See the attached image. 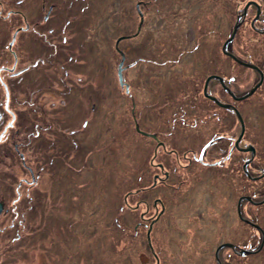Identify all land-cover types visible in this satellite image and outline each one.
Masks as SVG:
<instances>
[{"label": "rangeland", "instance_id": "374dc122", "mask_svg": "<svg viewBox=\"0 0 264 264\" xmlns=\"http://www.w3.org/2000/svg\"><path fill=\"white\" fill-rule=\"evenodd\" d=\"M247 1L250 0H66L59 3L55 23L59 24L63 15L72 20L71 24L66 23L68 28L60 25L69 33L66 42L70 35L71 45H78L84 39L85 63L72 67L78 73L72 78L82 76L83 87L72 86L65 111L52 113L53 119L66 118L67 132L62 130L51 135L60 141L57 147H70L67 160L71 166L66 169L65 161L61 162L58 154L60 157L51 163V194L43 195L45 175L42 174L41 195L35 196L33 210L24 207L28 200L24 196L17 202L24 207L20 209L24 214L12 211L2 214L0 264H264V201L258 205L244 202L242 206L244 216L254 218L259 224L262 236L255 227L240 223L235 211L239 191L229 189L230 176L227 187L223 188L220 164L201 169L195 158L184 168L186 161L181 159V152L173 168L169 162L174 172L170 182L176 184L181 179L179 175L186 176L187 181L175 192L164 188L167 210L149 233L157 256L149 248L147 227L141 224L136 227L144 209L141 189L151 181V177L146 180L142 174L146 167L154 171V167L143 162V154L151 151L153 141L139 133L145 127L146 119L142 121V117L149 118L155 126L157 105L165 100L163 109H171L167 102L174 98L177 102L173 109L179 114L185 111L187 115L184 121L178 120V127L168 142L181 145L194 141L196 154L201 143L222 135L223 109L202 96L204 79L213 73L224 75L240 94L259 77L254 69L236 63L222 51V44L236 21H240V26L226 49L230 48L245 61L254 62L264 73V33L250 25L255 7L251 5L241 16ZM256 1L264 12V0ZM30 3L23 6L25 11L32 8ZM136 3L142 13L141 22ZM13 7V0H0V37L7 55V41L15 24ZM138 24H141L140 31L135 36ZM257 24L264 28L263 19ZM119 35H132L122 40L120 46L128 50L129 60L136 62L125 72L130 82L127 93L117 78L119 53L114 42ZM92 55L97 56V63ZM218 89L217 80H213L211 93L221 95ZM78 94L83 97L82 104L76 102ZM93 100L96 102L94 113L91 111ZM59 102L51 97L46 106L54 107ZM235 103L245 123L242 143L255 147L248 170L244 169L243 192L261 201L264 198V175L260 176L264 173V80L254 93ZM81 105L84 121L88 120L85 126L84 121L76 118ZM75 126L83 127L77 136L72 132ZM239 130V122L228 113L229 145ZM39 141L42 143V136ZM219 145V141L209 145L206 148L209 157L206 159L205 150L203 159L214 162L225 158ZM249 157L250 152L242 154L244 162ZM236 162L237 153L233 152L227 166L234 167ZM9 164L10 161L0 159V193L12 194L6 204L12 206L15 195L11 186L8 188L12 173L7 171ZM14 165L16 169V162ZM232 179L236 181L235 171ZM35 190V195H39ZM157 192L153 190L152 196ZM225 241L242 248L223 245L217 250Z\"/></svg>", "mask_w": 264, "mask_h": 264}, {"label": "flooded vegetation", "instance_id": "af4514ba", "mask_svg": "<svg viewBox=\"0 0 264 264\" xmlns=\"http://www.w3.org/2000/svg\"><path fill=\"white\" fill-rule=\"evenodd\" d=\"M13 1L14 7L12 9V15L13 19H15V24L13 26V31L11 33L10 39L7 41L6 45V51L9 55L4 52L5 45L3 39L0 37V159L10 161V164L7 166V171L9 172V170H11L12 173H10L11 178L9 179V181L11 182L8 183V188H10L11 186V191L15 196L13 198V201H11L12 206H8L6 204L9 202L10 197H12V194L9 193V195L3 196V194L0 193V217L2 216V214L9 211H12L14 214H22L24 211H20V209H23L26 206H28L29 209L33 210V207L35 206V196L41 195L39 192H41L40 177L42 176V174L45 175L43 177V195L45 196L51 194L52 160L54 162V160H56L60 155L62 158L58 159L61 162L65 161L64 164L66 166V169H68V166H71L70 162L67 160L68 154L70 152V149L68 148L70 147H57L56 143L60 141H57V138L55 136L52 138L51 135L52 133L55 134L57 131L61 132L62 130V132H67L68 126H65L66 118L64 119L63 117L61 121H59L58 119H53L52 113L57 111L59 112V110L65 111V106L68 103L67 97L72 86L76 85L78 87H83L82 76L81 78H72V75L74 74L78 76V73L72 71V67H78V65H83L85 63V61H83L84 39L80 41L78 45H71L73 43V38L70 35V39L66 42V35H68L69 33L68 31L64 32L63 28H68V25L66 23L69 22V24H71L72 20L69 21L65 19L66 17L63 15L60 16V18L62 19L59 21L60 23H55V21H57L56 18L58 15L57 10L59 9V3L63 1L65 2L66 0ZM30 1V5L32 6L33 4V6L29 10L27 9L25 11L23 6L25 5V3ZM252 1H255L259 6V14L258 17L254 20L253 25H251V22L250 25L255 31L264 33V28H262L263 26L261 27V25L258 24L255 25V23L259 22L261 19L264 20L263 8L261 7V4L256 0ZM251 5L255 7V14L252 17L253 19L256 15L257 9L256 5L254 4H250L247 9ZM137 9H139V5ZM60 25L63 28H61ZM138 25L141 26V24ZM71 31H73L72 33L74 35L77 34L74 29ZM139 31L140 27L138 31L136 30V34L134 33L135 36L139 33ZM130 36L132 35H119L114 42V48L119 53L118 65L122 60L121 75L123 84H120L119 80L118 83L125 88L126 93L130 90V82L127 80L125 72L129 70L136 62L133 63L132 60H129L130 54L128 53V50L124 48V46H120V42L126 38H129ZM228 51L231 52L230 50ZM3 54L7 55L6 58H4ZM96 55H92V59L97 63ZM259 69L263 73V70L260 67ZM256 72L258 73V71ZM216 75L220 76L222 78V81H219L217 78H211L207 82L206 91L211 95H214L221 102L231 104L241 114V109L238 105H236L235 102H240L243 99H235L233 95L237 97L244 94L246 91L239 94V90L234 89L224 75H220L217 73ZM213 80H217L219 85L218 90H220L221 95H215L211 93L210 89ZM263 80L261 84L263 83ZM204 82L201 89L202 96L216 104L213 100L204 96ZM261 84L255 89V91L261 86ZM51 97L58 99L60 101L59 105H54V107L50 106V108L47 107L46 102H48ZM168 98L171 97L169 96ZM228 98H230L231 101H229ZM88 99H90V97ZM164 101L165 100H161V103L157 105V110H155L157 114L156 117L153 118V120L155 121V126L152 125L153 123L149 121V118L142 117V121L146 119V121L143 122L145 127H142L139 133L144 135V137H146L147 139L153 141V146L151 147L152 149L150 148L151 151L149 150V144L146 143V148L150 152L143 154V162L145 164H150V167L152 168L154 167V171L151 172L152 169L146 167L144 174H142V178L148 180L151 177V181L149 184H145V186H143L141 189L142 196L140 201H142V203L144 204V209L140 212L141 221L137 223L136 227L138 226V224L146 226L147 229H149L150 233L151 229H153L155 225L159 223L167 210V196L164 188L167 187L175 192L186 183L187 179L185 178L187 177L181 175H179L181 179H179L176 184L170 182L174 175V172L170 170L171 167L169 164L172 163L173 168V166L176 164L175 162H179V152H181V159H185L184 161H186L183 164L184 168L189 167V165H191L190 163L195 158L198 160L197 162L201 169H210V167L220 164L223 188L227 187L228 176H230L231 182L229 186L230 188H228L231 189V191H239V194H236L237 197L235 203V211L240 219V223H244L250 225L252 228L255 227L256 229H258L255 224H259L254 221V218L249 219L248 217H245L242 211L244 202L252 205L259 204V200L256 199L253 194L243 192L244 161L242 158V154L244 152H250L249 150H244V147L249 145L250 143L246 145H243L242 143L245 128L237 146L234 145V141L238 135L236 136L232 144L229 145L227 141L226 129L228 113L231 114V117L234 121H238L233 108L222 107L216 104L218 107H221L223 109V112L220 115V120L222 123L220 131L223 133L220 136H215L213 138L211 137L208 141L201 143L198 151L196 152V154H194V141L192 142L191 140H189L188 142L186 141L181 145H178L176 141L168 142V140L170 141V138L174 134V128L178 127L176 125L178 123V120L182 119L184 121L183 117L184 115H187V113L185 111H182L179 114L178 110L173 109L177 102L174 98L170 99L167 102L168 107H171V109H163ZM76 102L77 104L83 103L82 95H77ZM81 106L82 108L79 109L80 111L79 113H77L78 116L76 118H78V120L80 121L82 120L83 122L84 118L81 114L83 113V105ZM95 107L96 102H94L93 100L91 104L92 113H94ZM87 121L88 120H85L82 125L85 126ZM195 123L196 122L194 121L193 125ZM54 128L55 130L53 131ZM82 129L83 127L79 128L78 126H75L72 129V132H74L77 136V134L81 132ZM42 133L44 135H42ZM41 136L42 143L39 141V138ZM152 141L150 143H152ZM218 141L220 143V149L224 152V156L226 157L223 159L221 158L223 161H221V159L220 161L214 162L206 160L209 157V150H206V148L209 145L217 143ZM251 145L254 147L253 144ZM205 150L207 156L206 159H203V156L205 157ZM233 152L237 153V162L234 167L232 164H230V167H228L227 161L228 159H230ZM164 154H166V156ZM251 160L246 165L247 170ZM15 162L17 164L16 169L14 165ZM224 162H226V164H222ZM234 171L236 174V181L232 182ZM234 183L235 186L233 185ZM231 186H234L235 188L233 189L231 188ZM35 189L38 190L37 193L39 195H35ZM3 190L5 191L4 188ZM153 190L158 191L155 196H152ZM24 196L28 198V200L26 204H24V207H22L20 203L18 204L17 202ZM151 209L152 212H150ZM238 209L240 211V215ZM225 242H221L220 244ZM232 244L234 245V247L231 248H242V246L236 245L233 242ZM149 248L151 249L152 253H154L152 245H149ZM153 255L157 256L156 253H154Z\"/></svg>", "mask_w": 264, "mask_h": 264}, {"label": "water", "instance_id": "95a60500", "mask_svg": "<svg viewBox=\"0 0 264 264\" xmlns=\"http://www.w3.org/2000/svg\"><path fill=\"white\" fill-rule=\"evenodd\" d=\"M250 4H254V5H256V9H257L255 17L251 20V25H253L254 20L258 17V14H259V6L257 5V3H256L255 1L250 0V1H247V2L245 3V5H244V7H243V9H242V12H241V16H244V15H245V13H246V9H247V7H248ZM136 7L138 8V3L136 4ZM138 13H139V16H140V22H141V21H142V13H141V11H140L139 9H138ZM239 25H240V21H236V22L234 23V25H233V27H232V30H231V32H230V34H229V36L225 39V41H224L223 44H222V51H223L225 54L229 55V56H230L232 59H234L236 62H238V63H240V64H242V65H244V66H247V67L253 68V69H255L256 71H258V73H259V79H258V81H257V82H256V83H255V84H254V85L248 90V91H246L244 94H242V95H240V96H237V97L233 95V97H234L235 99H243V98L248 97L250 94H252V93L255 91V89L261 84V82H262V80H263V73H262V71L259 69V67H258L257 65H255L254 63H251V62H249V61H244V60L239 59L237 56H235L234 54H232L231 52H229V51L226 49L228 43L231 42L232 39L234 38V35H235V33H236V31H237ZM139 27H140V25H138V27H137V31L139 30ZM135 34H136V33H135ZM121 63H122V60L119 62V65H118V68H117V75H118V80H119L120 84H123V83H122V75H121ZM211 78H217L219 81H222V78H221L220 76L216 75V74H210V75H208V76L206 77V79H205L204 87H203V93H204V96L210 98L211 100H213V101H214L217 105H219V106L227 107V108H233V110H234V112H235V114H236V116H237V118H238V121H239V123H240V131H239V134H238L237 138H236L235 141H234V145L237 146L239 140L241 139V137H242V135H243L244 128H245L243 118H242L241 114L239 113V111H238L235 107H233L231 104L221 102V101L218 100L214 95H211L210 93H208V92L206 91L207 82H208ZM231 94H232V93H231ZM244 150H245V151L249 150V151L251 152V156H250L248 159L245 160L244 165H243V166H244V169H245V171H246V170H247V169H246V165H247V163L252 159V156L254 155L255 149H254V147H253L251 144H249V145H247V146L244 147ZM263 175H264V173H262V175H260V176H263ZM260 176H258V177H260ZM248 198H249V197H248ZM263 201H264V198H263L261 201H259V203H260V202H263ZM238 207H239V204H238ZM238 211H239V209H238ZM239 215H240V211H239ZM255 226L260 230V232H261V234H262V236H263V231H262L261 227H259V225H257V224H255ZM262 239H263V238H262ZM147 241H148L149 245L151 246L150 237H149V229H147ZM223 245H228V246L234 247V245H233L232 243H230V242H225V243L220 244V245L217 247V250H218L219 248H221ZM243 251H245V249H240V252H243Z\"/></svg>", "mask_w": 264, "mask_h": 264}, {"label": "trees", "instance_id": "16d2710c", "mask_svg": "<svg viewBox=\"0 0 264 264\" xmlns=\"http://www.w3.org/2000/svg\"><path fill=\"white\" fill-rule=\"evenodd\" d=\"M231 42H232V41H231ZM231 42L228 43L227 47L230 46V43H231ZM228 50H230V48H229ZM230 51H231V50H230Z\"/></svg>", "mask_w": 264, "mask_h": 264}]
</instances>
